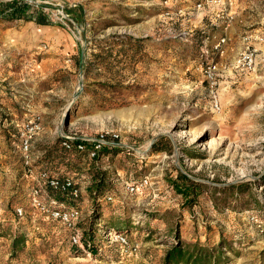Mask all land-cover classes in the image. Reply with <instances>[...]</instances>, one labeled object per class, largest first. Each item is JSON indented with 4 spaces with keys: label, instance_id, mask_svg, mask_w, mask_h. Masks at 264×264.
<instances>
[{
    "label": "rangeland",
    "instance_id": "obj_1",
    "mask_svg": "<svg viewBox=\"0 0 264 264\" xmlns=\"http://www.w3.org/2000/svg\"><path fill=\"white\" fill-rule=\"evenodd\" d=\"M27 1L47 24L0 18V264H162L176 233L264 264V0ZM100 134L93 158L59 145ZM41 168L80 185L92 248L30 204ZM178 171L203 184L193 202Z\"/></svg>",
    "mask_w": 264,
    "mask_h": 264
},
{
    "label": "trees",
    "instance_id": "obj_2",
    "mask_svg": "<svg viewBox=\"0 0 264 264\" xmlns=\"http://www.w3.org/2000/svg\"><path fill=\"white\" fill-rule=\"evenodd\" d=\"M33 6L34 5L29 3L27 0H0V18L4 20H34L39 24H47L49 21L43 13L40 5H36L37 12L35 16L30 14L29 10ZM64 142H66V144H64ZM59 145L64 151L74 154L78 153L83 156H88L92 150V142L88 143L79 139H67L64 136L59 137ZM79 145H81V147H78ZM104 147L109 149L113 147V145L108 143L102 145L97 154H99L101 151H104ZM151 147L154 151L170 152L172 150L170 144L161 147L158 141L153 142ZM48 170L47 168H41L38 174L40 172L46 171L50 176H56L60 179L68 176L70 177V175L67 174H57V172L52 171L54 170L52 168L49 171ZM143 178L144 177L129 182V184L138 183ZM74 182L77 185V181L74 180ZM101 184L102 183L99 181L93 193L94 196H97V193L99 190H101ZM172 185L175 191L182 195V197L189 203L195 200L203 187L202 183L190 179L180 171L177 172L176 178L172 180ZM36 186L37 184L33 185L31 190ZM43 191L46 193L48 198L50 197V199H54L59 204H62L65 207L77 208L75 204H72V202L77 201L80 195L75 198L68 191L54 189L50 186H43ZM103 198L105 199L106 196L103 195ZM29 201L31 204L30 195ZM113 231L119 233L122 232L121 230L115 229H113ZM88 236L89 238L84 236L81 237V242L84 247L92 248L91 238L94 236V233L91 228L89 230ZM18 237L19 236L13 238V248H16L18 245ZM21 237L23 238V236ZM176 239V242L166 251L162 264H225L229 261V256H227L225 251L227 246L224 244L221 238L216 246H208L198 241L183 242L178 233H176Z\"/></svg>",
    "mask_w": 264,
    "mask_h": 264
},
{
    "label": "built area",
    "instance_id": "obj_3",
    "mask_svg": "<svg viewBox=\"0 0 264 264\" xmlns=\"http://www.w3.org/2000/svg\"><path fill=\"white\" fill-rule=\"evenodd\" d=\"M198 6H201V3L199 2L197 4ZM223 40V39H222ZM244 59L248 62H251L253 60V53L249 51L248 53H245L243 55ZM217 106V102H215ZM112 136L117 137V134H112ZM67 139H75L73 136H64ZM90 142H92V150L88 154L90 158H93L96 156L98 150L102 147V145L108 143L106 140L105 134H100L97 138L90 139ZM66 144V142H64ZM21 147L24 152V156L26 159H29V137L25 136L24 140L22 141ZM78 147H81L79 145ZM147 185H149V181L147 177H144L141 181L138 183L133 184H127L126 190L128 193H136L141 191L142 189L146 188ZM43 186H50L54 189H60L62 191H68L73 197L77 198L81 193V188L76 185L74 182L73 177H64L62 179L56 177V176H50L46 171L40 172L37 175V186L34 187L30 191V199H31V205L34 208H37L39 211L42 212L47 218L50 220L59 221L60 223L64 224L67 228L74 230L77 222V218L79 216V210L77 208L72 207H65L62 204H59L54 199H50V197L46 200L44 198V191ZM18 215H22V209L17 208L16 209ZM251 218L254 221H258L256 218V215H252ZM258 226H262L264 221L257 222ZM121 241H125L122 234H118ZM70 240L72 244L81 245L83 247V244L81 242V237L78 234V230H74L73 233L70 236Z\"/></svg>",
    "mask_w": 264,
    "mask_h": 264
}]
</instances>
